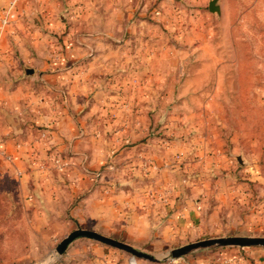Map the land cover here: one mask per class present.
<instances>
[{
  "label": "rangeland",
  "instance_id": "374dc122",
  "mask_svg": "<svg viewBox=\"0 0 264 264\" xmlns=\"http://www.w3.org/2000/svg\"><path fill=\"white\" fill-rule=\"evenodd\" d=\"M209 1L46 0L51 17H34L31 29H56L48 31L47 41L57 44L65 64L21 66L22 74L65 68L89 83L82 115L97 102L85 119H95L92 133L108 151L90 180L120 194V203L128 201L127 213L108 230L78 225L66 214L75 198L48 213L47 201L37 203L0 159V264H99L92 245L131 264H203L194 260L217 249L264 248L212 246L160 262L133 259L84 237L62 254L55 250L76 228L157 258L197 240L264 236V0H217L219 12L209 10ZM26 68L33 72L26 74ZM58 154L63 158L68 151ZM186 196L203 205L202 220L190 231L165 228L171 205ZM142 211L149 229L138 240L128 224Z\"/></svg>",
  "mask_w": 264,
  "mask_h": 264
},
{
  "label": "crops",
  "instance_id": "0c3cea01",
  "mask_svg": "<svg viewBox=\"0 0 264 264\" xmlns=\"http://www.w3.org/2000/svg\"><path fill=\"white\" fill-rule=\"evenodd\" d=\"M46 4V0H0V151L11 155V160L1 153L0 159H4L16 174L19 172L21 182L30 187L37 203L39 199L47 201L44 203L46 212L54 210L55 204H65L75 198L69 210L62 211L64 214L65 211L73 214L78 225L88 223L100 227L103 224L101 226L108 230L114 218L124 219L127 213L124 206L128 201L120 203V194L111 193L112 190L108 192L109 188L103 189L90 180L89 172L99 169L108 154L106 147H100L104 144L100 135L92 133L97 122L92 116L85 119L97 105L91 101L96 93L88 97V105L94 106L82 115L86 101L84 93L89 83L84 84L70 70L58 68L51 72L35 70L33 75L22 74L21 66L62 67L65 64V58L58 54L57 44L47 41L48 31L56 29H31L34 17H51ZM31 19L32 22L27 21ZM43 35L46 43H42V52L45 53L42 56L38 52V38ZM34 124L38 128L33 129ZM182 144L186 145V142ZM59 151H68V154L62 158L61 154L56 155ZM56 158L62 164L61 171L55 167ZM87 168L90 171L85 172ZM194 198L186 196L178 199L175 206L171 205L172 211L167 212L170 217L163 223L165 228L172 225L184 230L186 226L190 231V226L202 220L205 210ZM139 214L128 225L134 226L138 240H142L141 234L149 229V223L143 211ZM121 224L125 227L126 223ZM92 246V257L99 264H131L103 245ZM206 258L194 261L203 264H264V248L217 249L208 253Z\"/></svg>",
  "mask_w": 264,
  "mask_h": 264
},
{
  "label": "water",
  "instance_id": "95a60500",
  "mask_svg": "<svg viewBox=\"0 0 264 264\" xmlns=\"http://www.w3.org/2000/svg\"><path fill=\"white\" fill-rule=\"evenodd\" d=\"M208 8L212 12H219L220 8L217 4V0H210L208 3ZM33 70L31 68H26L25 73L31 74ZM240 159V158H239ZM84 237L88 239H92L98 241L102 244L108 245L110 247H114L123 251L128 252L131 257L134 258H142L152 262H160L163 259H174L180 256L186 255L187 253L205 247L212 246H222V245H239V246H264V236L257 237H217V238H208L193 241L190 243H186L184 245L172 248L167 252L164 258H157L154 255L149 253H145L143 251L137 250L130 244L118 240L114 237L107 236L101 234L95 230L88 228H76L66 234L56 245L55 250L58 254H62L67 246L76 238Z\"/></svg>",
  "mask_w": 264,
  "mask_h": 264
},
{
  "label": "built area",
  "instance_id": "2783aa9c",
  "mask_svg": "<svg viewBox=\"0 0 264 264\" xmlns=\"http://www.w3.org/2000/svg\"><path fill=\"white\" fill-rule=\"evenodd\" d=\"M0 153H1L2 155H4V157H5L7 160H11V155L6 154V153H4V152H2V151H0ZM56 166H57L58 170H61V169H62V164L59 163L58 160H56ZM17 173L19 174V172H17Z\"/></svg>",
  "mask_w": 264,
  "mask_h": 264
}]
</instances>
